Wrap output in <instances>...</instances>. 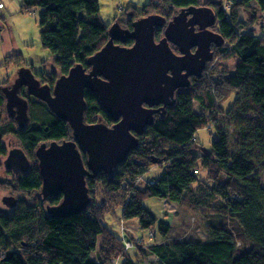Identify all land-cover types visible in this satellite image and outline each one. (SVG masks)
<instances>
[{
  "label": "trees",
  "instance_id": "16d2710c",
  "mask_svg": "<svg viewBox=\"0 0 264 264\" xmlns=\"http://www.w3.org/2000/svg\"><path fill=\"white\" fill-rule=\"evenodd\" d=\"M21 6L24 12L38 9L41 45L51 53V63L61 75L75 64L88 69L86 60L108 40V25L96 22L98 0H22ZM189 6L211 8L215 30L226 41L214 49L206 70L191 78L188 88L176 92L162 115H154L152 125L138 136V147L113 173L86 179L90 203L84 212L61 219L48 216L45 206L58 204L61 197L39 202L41 180L36 167L9 183H15L22 195L34 193L37 204L25 203L24 208L0 213V264H113L118 257L123 259L121 264H137L129 249L104 227L103 218L121 206L123 222L135 219L139 227L153 231L156 217L143 204L148 198L202 216L205 235L171 238V225L161 222L157 227L161 241L135 242L131 248L137 250L133 255L141 263L264 264V37L257 34L264 30V0H150L141 10L135 7L125 22L131 29L130 16L138 19L153 13L170 20ZM244 10L252 15L249 23L242 18ZM258 16L263 23L255 26ZM162 32L160 27L155 29L157 40ZM231 57L236 60L231 72L218 68ZM5 62L19 65L21 60L10 55ZM230 94L234 101L225 111L222 103ZM84 99L85 123L114 124L92 92L85 91ZM28 107L30 122L24 129L12 120L0 124V158L5 155L6 135L16 138L30 160L41 142L71 139L68 124L46 104L31 99ZM205 126L215 131L209 151L194 139ZM82 158L85 161V154ZM152 167L163 171L148 177Z\"/></svg>",
  "mask_w": 264,
  "mask_h": 264
},
{
  "label": "water",
  "instance_id": "95a60500",
  "mask_svg": "<svg viewBox=\"0 0 264 264\" xmlns=\"http://www.w3.org/2000/svg\"><path fill=\"white\" fill-rule=\"evenodd\" d=\"M215 21L210 8L191 6L169 22L159 14L141 17L132 22V30L115 22L108 28L105 45L86 60L88 71L75 64L51 91L28 69L21 68L14 83L1 88L5 116L19 128L29 121L28 101L19 95L23 86L28 95L45 103L70 128V140L52 141L48 147L42 143L35 151L42 202L62 196L57 205L46 206L48 216L61 219L84 212L90 203L86 178L113 173L138 147V136L152 125L154 115L163 114L178 89L190 86V77L201 76L213 58L212 46L224 44L221 35L209 30ZM157 27L163 28V37L155 41ZM130 40V47L122 45ZM85 91L98 99L114 122L112 126L101 120L85 123ZM0 164L16 177L31 166L20 147L9 149ZM4 202L15 204L12 199Z\"/></svg>",
  "mask_w": 264,
  "mask_h": 264
},
{
  "label": "rangeland",
  "instance_id": "374dc122",
  "mask_svg": "<svg viewBox=\"0 0 264 264\" xmlns=\"http://www.w3.org/2000/svg\"><path fill=\"white\" fill-rule=\"evenodd\" d=\"M98 1L100 3V10L96 22L105 26L108 24L111 25L114 22H118L120 25L122 24L121 26H123V22L129 18V15L136 11L134 10L135 7L141 10L145 4L150 2V0ZM202 1L205 2V0ZM0 5L2 7L0 10V83L11 81L16 76L15 70L17 67L12 62H5L6 58L10 55H19L21 63L31 66L35 73L43 72L45 65V69H48L49 72L50 70H54V65L51 63L50 59L52 58V55L48 50H45L42 47L40 42V13L38 9L30 10L28 12L22 11V0H0ZM249 5L252 6L250 2H248V8ZM241 14L245 22L249 23L252 20V15L249 10L241 11ZM130 17L132 20L137 18L134 15ZM258 20L259 23H257L255 26H260V24L263 23L260 16H258ZM257 34L264 37V30L257 32ZM235 62V58L231 57L227 60L221 61L218 68H221V70H225L229 73L232 71ZM233 101L234 94H230L222 103L223 110L226 111L232 105ZM194 109L198 111L197 104H194ZM34 115L36 116L37 114L35 113ZM41 118H44V116H41ZM6 121L8 120H6L4 109L0 108V124ZM214 137L215 131L209 126L198 129L194 134V139L205 151H209L212 148L211 142ZM3 143L7 149L10 147L19 146L16 138L10 135H6L3 138ZM162 171L163 168L152 167L147 175L148 177H158ZM200 176L203 177L204 173H201ZM261 179L264 184V172L261 174ZM11 182V174L7 173L1 166L0 213L2 214L11 213L16 209H20V207H16L13 210L8 209L1 202L3 196L12 195L14 198L19 199L18 205H23V208L25 207V203L35 204L34 201H36V199H32L33 196L37 197L34 193H29L30 195H22L20 194L21 192L15 190V183L10 185ZM38 197L41 199V195ZM143 202L144 206L156 217L157 227L161 222L171 225V231L169 233L171 238H204V218H202V216L196 215L194 212L188 209L180 208L175 203L157 198H148ZM121 213V206L116 207L113 210V213L107 212L103 218V225L109 230L111 234L118 237L122 244L125 245L126 241L137 242L138 240H142L145 245H150L154 241L162 240L161 235L157 231V227L152 231L155 234L154 238L149 239L150 230H145L139 227L138 222L135 219L133 221L131 220L123 222L121 220ZM127 249H129L128 253L137 264H147L144 263L145 261L141 263L137 258H135L133 255V253L137 252L135 248ZM10 250H17L19 252L20 249L18 247H11ZM122 261L123 259L120 257L113 258V264H121Z\"/></svg>",
  "mask_w": 264,
  "mask_h": 264
},
{
  "label": "flooded vegetation",
  "instance_id": "af4514ba",
  "mask_svg": "<svg viewBox=\"0 0 264 264\" xmlns=\"http://www.w3.org/2000/svg\"><path fill=\"white\" fill-rule=\"evenodd\" d=\"M123 26L122 27H124V28H127V25H126V22L124 21L123 22ZM122 25V24H121ZM116 44H118V45H121L119 42H115ZM132 43V42H131ZM126 44V43H125ZM122 45H124V44H122ZM132 44H130V46H131ZM124 46H126V45H124ZM130 46H126V47H130ZM170 47L173 49V51L175 52V53H178V50H177V48L174 46V45H170ZM212 50H213V47H212ZM15 66L17 67V69L15 70V72L17 73L18 71H19V69H21V68H24V69H28L30 72H31V74L35 77V79L37 80V81H39V83H40V85H42V86H47V87H49L50 88V90L51 91H53V88H54V86H55V83H56V81L59 79V77L60 76H62L59 72H58V70H57V68L54 66V68L56 69H54V70H50V72L48 71V69H45V66H44V71L43 72H40V73H35L34 72V70L32 69V67L31 66H28L27 64H22V63H19V65L18 64H15ZM15 78V77H14ZM13 78V80H11V81H6L7 83H5V84H3V85H0V87L2 88V87H4V86H10V85H12L14 82V79ZM4 83V82H3ZM1 92V91H0ZM1 95H2V97H3V109H4V104H5V99H4V96H3V94H2V92H1ZM19 95L21 96V97H23V98H26L27 99V101L30 103V100L31 99H35V100H37L36 98H34V97H32V96H30V95H28L27 94V91H26V87H21V89H20V91H19ZM6 120H10V118H6ZM14 122V121H13ZM16 124V123H15ZM17 126V125H16ZM17 128H18V126H17ZM21 129V128H20ZM69 140V139H68ZM52 141H55V140H52ZM52 141H45V142H41L39 145H41L42 143H46V146L48 147L49 146V144H50V142H52ZM55 142H57V141H55ZM62 142V141H61ZM58 143H60V142H58ZM38 145V146H39ZM38 146L36 147V149L38 148ZM14 147H18V146H14ZM12 147H10V148H5L6 149V151H5V155H4V157H6V155H7V152H8V150L9 149H11ZM22 148V147H21ZM23 149V148H22ZM36 149L34 150V152H33V156H34V159H32V160H30V163H31V168H33V167H37V161H36V157H35V151H36ZM24 151V150H23ZM26 154V153H25ZM27 155V154H26ZM4 157L2 158V159H4ZM27 157L28 158H30L28 155H27ZM5 170V169H4ZM7 173H9V174H11V177H12V181H14V179L16 178L17 179V177H22V176H25V175H27V174H21V175H19V176H15L11 171H9V172H7ZM6 199H12V200H14L11 196H6L3 200H2V203H4L5 205H7L5 202H4V200H6ZM18 201H19V199H18ZM17 203H15L13 206H15ZM37 203L35 202V204H33L32 203V206L34 205H36ZM8 206V205H7ZM20 206V204L18 205V207ZM8 207H12V206H8Z\"/></svg>",
  "mask_w": 264,
  "mask_h": 264
},
{
  "label": "clouds",
  "instance_id": "9594fccd",
  "mask_svg": "<svg viewBox=\"0 0 264 264\" xmlns=\"http://www.w3.org/2000/svg\"><path fill=\"white\" fill-rule=\"evenodd\" d=\"M189 7H191V6H189ZM194 7H205V6H194ZM185 8H188V7H184V8H181L180 10H178L174 15H176L177 13H179L182 9H185ZM209 8V7H208ZM211 9V8H210ZM153 14H155V13H153ZM149 15V14H148ZM147 16V15H146ZM161 16V15H160ZM143 17H145V16H143ZM163 17V16H162ZM173 17V16H172ZM216 17V16H215ZM139 19V18H138ZM166 19V18H165ZM172 19V18H171ZM170 19V20H171ZM137 20V19H136ZM170 20H166V22H169ZM135 21V20H134ZM115 23V22H114ZM113 23V24H114ZM112 25V24H111ZM111 25H109L108 24V28L111 26ZM132 25V24H131ZM216 25H217V22L215 21V24L213 25V26H211V27H209V30H211V31H213V32H215V33H217V34H219V35H221L220 33H218L216 30H215V27H216ZM121 26V25H120ZM122 27V26H121ZM108 28H107V33H108ZM122 28H124V27H122ZM127 29H129V28H127ZM156 29V28H155ZM129 30H132V28L131 29H129ZM162 30H163V28H162ZM155 32V31H154ZM222 36V35H221ZM163 37V32H162V36H161V38ZM223 37V36H222ZM108 38H109V36H108ZM154 38H155V36H154ZM160 39V38H159ZM158 39V40H159ZM224 39V38H223ZM156 38H155V41H158ZM130 41H132V40H130ZM107 42V41H106ZM225 39H224V44H225ZM125 44V43H124ZM132 44V43H131ZM223 44V45H224ZM105 45V44H104ZM222 45V46H223ZM222 46H220V47H222ZM213 47V46H212ZM220 47H213V50H212V48H211V50H212V52H213V56H214V49H217V48H220ZM173 50V49H172ZM193 51V50H192ZM174 52V51H173ZM175 53V52H174ZM178 54V53H177ZM92 56V55H91ZM207 63H209V62H207ZM207 63H206V67H207ZM85 68V67H84ZM86 69V68H85ZM88 69H89V67H88ZM88 69H86V71H88ZM205 70H206V68H205ZM204 70V71H205ZM203 71V72H204ZM202 72V73H203ZM202 73H201V75H202ZM191 78H193V77H190V84H191ZM194 78H197V77H194ZM181 89H185V88H181ZM1 90V89H0ZM179 90V89H178ZM177 90V91H178ZM176 91V92H177ZM176 94V93H175ZM40 101V100H39ZM42 102V101H41ZM45 104V103H44ZM7 118V117H6ZM11 120V119H10ZM13 121V120H12ZM29 122V121H28ZM28 124V123H27ZM27 124H26V126H27ZM25 126V127H26ZM24 127V128H25ZM19 128V127H18ZM24 128H21V129H24ZM70 140V139H69ZM18 147H20V145L18 146ZM21 148V147H20ZM5 151H6V149H5ZM81 154H84L82 151H81ZM3 157V156H2ZM2 157L0 158V160L2 159ZM29 159V158H28ZM86 160V159H85ZM29 161H30V159H29ZM37 161V160H36ZM85 162V161H84ZM2 166V164H0V167ZM3 167V166H2ZM37 168V167H36ZM32 170V168H31V166H30V169H29V171L28 172H26V173H24V174H27V173H29L30 171ZM38 170V169H37ZM38 174H39V172H38ZM40 177V176H39ZM20 178H22V177H17V179L15 178L14 179V181H16V180H19ZM87 179V178H86ZM41 180V179H40ZM41 185H42V182H41ZM40 189H41V186H40ZM39 194H40V190H39ZM41 195V194H40ZM6 196H11L14 200H15V203H17L15 206H12V207H8L7 205H5L4 203H3V205H5L8 209H11V210H13V209H15L17 206H18V203H19V201H18V199L17 198H14L12 195H6ZM6 196H3L2 197V199H1V202H2V200L6 197ZM59 197V196H58ZM61 197V199H62V196H60ZM34 199H36L37 200V197L36 198H34ZM61 199H60V201H61ZM38 200H39V198H38ZM34 201V200H33ZM59 201V202H60ZM39 202H41V203H44L45 201H43L42 202V200L40 199V201ZM57 205V204H56ZM47 206V205H46ZM46 206H45V211L47 212V210H46ZM49 206H53V205H49ZM2 214V213H1ZM4 214H8V213H4ZM154 238V233L152 232V231H150L149 232V239H153ZM99 240L101 241V238H99ZM136 242V241H135ZM135 242H131V241H126V243H125V248H132L133 247V244L135 243ZM98 243H99V241H98ZM136 243H142L143 245H145L143 242H142V240H138ZM100 244V243H99ZM98 244V245H99ZM130 245V246H129ZM9 254H11V253H9ZM7 256H8V254L5 256L6 258H7Z\"/></svg>",
  "mask_w": 264,
  "mask_h": 264
},
{
  "label": "crops",
  "instance_id": "0c3cea01",
  "mask_svg": "<svg viewBox=\"0 0 264 264\" xmlns=\"http://www.w3.org/2000/svg\"><path fill=\"white\" fill-rule=\"evenodd\" d=\"M3 10V9H2Z\"/></svg>",
  "mask_w": 264,
  "mask_h": 264
}]
</instances>
